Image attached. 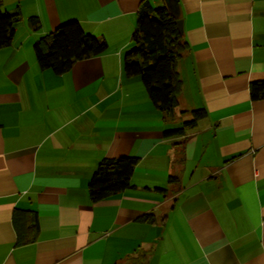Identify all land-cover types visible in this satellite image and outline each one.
Masks as SVG:
<instances>
[{
    "label": "crops",
    "instance_id": "obj_1",
    "mask_svg": "<svg viewBox=\"0 0 264 264\" xmlns=\"http://www.w3.org/2000/svg\"><path fill=\"white\" fill-rule=\"evenodd\" d=\"M143 1L2 0L21 20L0 48V264H264V97L249 93L264 79V0H177V113L205 115L168 136L174 108L122 70ZM67 20L106 50L40 69L33 42ZM127 155L131 186L91 201L99 160ZM34 214L35 238L17 242Z\"/></svg>",
    "mask_w": 264,
    "mask_h": 264
},
{
    "label": "trees",
    "instance_id": "obj_2",
    "mask_svg": "<svg viewBox=\"0 0 264 264\" xmlns=\"http://www.w3.org/2000/svg\"><path fill=\"white\" fill-rule=\"evenodd\" d=\"M0 0V48L12 41L15 25L21 20L18 9L7 12L1 9ZM176 17L169 11L164 0L156 6L144 0L137 13L130 34V48L124 53L122 70L126 77L138 76L152 104L166 115H171L177 104L181 80L176 63L187 43L176 25ZM33 28H39L35 19ZM40 69H51L55 74L68 71L79 59L103 53L107 44L99 33H88L77 20H67L53 30L38 36L32 45ZM252 99L264 97V79L249 85ZM205 115L203 108L192 111V118L179 127L166 129L164 135H182L196 120ZM135 156L103 157L96 164L87 181V192L91 201L106 198L131 186L129 178L137 163ZM169 176V180H174ZM152 221L153 214L140 217ZM36 217L28 223L25 234H17V242L25 243L35 238ZM125 264H142V256L129 258Z\"/></svg>",
    "mask_w": 264,
    "mask_h": 264
},
{
    "label": "water",
    "instance_id": "obj_3",
    "mask_svg": "<svg viewBox=\"0 0 264 264\" xmlns=\"http://www.w3.org/2000/svg\"><path fill=\"white\" fill-rule=\"evenodd\" d=\"M169 11L177 18L176 25L180 33H182V21L179 17V7L177 0H164Z\"/></svg>",
    "mask_w": 264,
    "mask_h": 264
},
{
    "label": "rangeland",
    "instance_id": "obj_4",
    "mask_svg": "<svg viewBox=\"0 0 264 264\" xmlns=\"http://www.w3.org/2000/svg\"><path fill=\"white\" fill-rule=\"evenodd\" d=\"M178 109L179 108L175 105V107H174L175 117L174 118H175L176 121H178V123L180 121V123L182 124V122L187 121V120H190L192 118V115H190V114L187 115L186 118L185 117H180L179 114L177 113V110ZM140 253H142V250L139 249L138 254H140Z\"/></svg>",
    "mask_w": 264,
    "mask_h": 264
}]
</instances>
